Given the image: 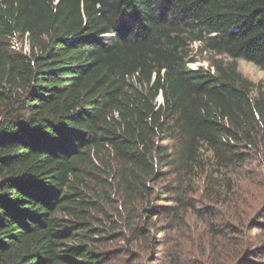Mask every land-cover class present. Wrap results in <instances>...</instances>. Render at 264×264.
<instances>
[{
    "label": "trees",
    "instance_id": "1",
    "mask_svg": "<svg viewBox=\"0 0 264 264\" xmlns=\"http://www.w3.org/2000/svg\"><path fill=\"white\" fill-rule=\"evenodd\" d=\"M197 45L208 68L189 66ZM238 59L264 71V0H0V264L126 254L107 249L128 241L99 214L110 195L142 203L126 230L145 241L152 217L173 228L194 207L192 179L231 191L229 170L264 162V84ZM240 225L222 227L227 259L250 255Z\"/></svg>",
    "mask_w": 264,
    "mask_h": 264
},
{
    "label": "rangeland",
    "instance_id": "2",
    "mask_svg": "<svg viewBox=\"0 0 264 264\" xmlns=\"http://www.w3.org/2000/svg\"><path fill=\"white\" fill-rule=\"evenodd\" d=\"M13 46L19 50L24 43L20 38H16ZM199 50L200 45L192 47L191 55L194 56L195 62L189 66L208 68L210 56L203 51L200 53ZM213 58L226 60L214 55ZM235 63L239 72L245 77L254 83L261 81L264 84L263 70L244 60L238 59ZM227 177L231 179L233 187L231 191H226L223 187L218 188L219 198L209 195L203 178L192 179L191 190L187 196L194 207L188 209L173 228L169 227L168 217H152L147 221L149 231L146 235L153 240L144 241L143 238L132 240L129 230H126L128 217L131 216L134 225H142L140 210L142 203L134 201L127 209L118 202L120 199L118 195L116 197L110 195L112 198L110 204L101 205L99 214L102 216L103 213L105 221L108 220L114 227V232L124 233L128 241L127 243L123 239L113 241L107 245V249L116 251L127 248L128 251L124 255H116L107 264H172L169 263L170 260L173 261L172 259H175L173 261L175 264H210L208 256H216V253L220 255L218 259H214L215 264H264V253L257 251L264 245V229H262L264 228L262 227L264 226V162L259 157H253L237 169L229 170ZM161 183L158 181L152 185L155 192L158 191L157 188ZM158 202L161 206L165 204L163 201ZM205 208L213 209L215 212L216 216L211 221V225L222 232L224 238L220 236L209 238L210 220L208 215H204ZM146 220L144 219V222ZM227 224L240 225L235 226L233 240L241 242L250 252L244 261L226 258L229 255L228 248H231L228 241L232 240L230 232H225L222 228ZM253 226L257 227L253 228ZM212 247H216L214 251Z\"/></svg>",
    "mask_w": 264,
    "mask_h": 264
}]
</instances>
